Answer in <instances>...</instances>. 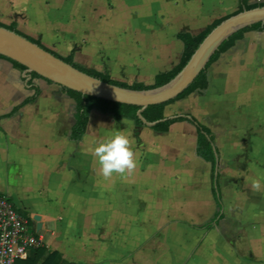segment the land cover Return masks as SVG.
<instances>
[{"label":"crops","instance_id":"1","mask_svg":"<svg viewBox=\"0 0 264 264\" xmlns=\"http://www.w3.org/2000/svg\"><path fill=\"white\" fill-rule=\"evenodd\" d=\"M170 3L169 0L163 5V15L150 14L145 25L131 22L129 28L118 33L104 28L98 33L91 26L86 29L92 33L87 34L85 42L82 31L73 26L71 32L65 29V20L60 18L65 11L52 12L39 5V16L18 7L25 13L13 22L59 54L74 53L75 61L83 66L94 64L92 68L116 80L149 85L158 73L179 63L184 45L178 33L198 34L224 17L196 29L189 27L179 0L174 2L178 3L176 7ZM1 6L2 0L0 9ZM5 15L10 18L12 12ZM30 79L11 61L0 58V193L6 194L16 209L30 219L32 232L44 235L45 245L38 258L57 252L69 264H264V202L258 208L263 248L258 258L237 249L225 254L219 247L213 250V242H217L213 236H218L226 217L219 170L227 162L220 153L217 136L262 134L257 147L264 162V30L245 32L211 63L208 87L183 98L189 99L187 107L193 115H167L166 108L167 117L187 119L175 122L167 133L141 126L144 144L139 143L141 127L132 120L117 121L96 108L91 111L83 139L73 140L75 99L54 83L41 78L30 83ZM36 87L41 93L27 103ZM204 114L209 115L213 126L199 119ZM193 117L215 135L219 152L215 168L197 154L198 125ZM116 131L129 135L137 163L130 173L114 172L105 178L92 148L95 142ZM176 132L181 133L182 141L194 138L196 158L210 167L215 207L205 221L171 222L166 217L169 209L162 204L165 196L155 195V183L164 179V174L159 173L167 167L169 152L165 143L157 142ZM260 178L264 187V174ZM163 193L164 190L160 192ZM141 202H146L142 211Z\"/></svg>","mask_w":264,"mask_h":264},{"label":"rangeland","instance_id":"2","mask_svg":"<svg viewBox=\"0 0 264 264\" xmlns=\"http://www.w3.org/2000/svg\"><path fill=\"white\" fill-rule=\"evenodd\" d=\"M170 1L174 7L178 4L174 3L175 0ZM238 1L179 0V3L189 20V27L201 29L214 18L237 11ZM167 2L169 0H2L0 20L7 24L14 19L18 20L25 13L24 10H18V7L24 8L30 14L37 13L39 16H41L39 5L52 12L65 11L60 17L65 20V29L71 32L73 26L82 31L85 42L87 34L92 33L91 30L86 29L91 26L97 28L98 33L103 32L104 29L118 33L119 30L129 28L131 22L137 21L139 25L142 23L145 25L148 15L153 13L163 15L165 11L163 5ZM250 2H264V0H250ZM6 12H12V16L9 18L5 15ZM51 16L53 17V14ZM19 28L22 29L20 26ZM84 65L96 67L94 64ZM188 100L186 98L169 104L167 115H193L191 109L187 107ZM208 116L204 114L199 119L213 126L214 122ZM143 132L144 129L141 127L140 144H144ZM217 137L220 153L227 162L226 167L219 170L221 201L226 217L221 221L218 236L216 238L213 236V239L217 240L213 242V250L215 249L216 252L219 247L221 253L225 254L228 250L237 249L239 253L258 258L260 250L263 249L259 241L261 232L258 229L260 217L258 208L264 202V187L260 178V175L264 174V162L262 151H258L257 141H261L263 136L248 132L245 135L234 136L219 134ZM157 143H165L169 151L166 157L167 170L164 169L159 173L164 174V179L160 183H155V195L165 196L162 204L165 209H169L166 217L171 222L205 221L213 213L215 204L210 190V167L196 158L194 138L182 141L181 133L176 132L164 136ZM260 163L262 166H259ZM155 175L159 179L158 172ZM257 180L261 184L258 190L252 186ZM163 190L164 193L160 194ZM139 207L140 211L145 210L146 202H141Z\"/></svg>","mask_w":264,"mask_h":264},{"label":"trees","instance_id":"3","mask_svg":"<svg viewBox=\"0 0 264 264\" xmlns=\"http://www.w3.org/2000/svg\"><path fill=\"white\" fill-rule=\"evenodd\" d=\"M263 5H264V2L251 3L250 0H240L239 5H238L239 8L237 11L215 20L213 23L208 25L202 32L198 34H193L189 31H182L178 33L177 38L181 40L184 45L183 53L181 55L179 63L168 71L158 73L155 77L154 83L149 84V85L143 82H135L133 84H128L126 82H122V81L112 78L106 72L99 71L95 68H87L83 66L82 64L75 61L74 53H71L70 55H67V56L61 55L58 52L45 46L41 42V40L36 39L22 32L18 28L17 22L6 24L0 21V25L10 30L16 31L17 33L27 37L29 40L51 51L57 57L63 59L64 61L74 65L78 69L92 76L98 77L104 81H107L109 83L116 84L119 86H123V87H130L133 89H151V88L162 86L166 84L167 82H169L172 78H174L182 70V68L187 64V62L190 60L191 56L193 55L195 50L198 48L200 43L203 41V39L207 36V34L213 28H215L218 24H220L225 18L233 14H236L240 11H243L245 9H251V8L259 7ZM249 30H264V24L256 23L252 26H249L235 33L233 36H231L228 40H226L220 46L219 50L211 58V61L207 65V68L204 69L197 76L195 81L185 91L179 94L176 98L171 99L167 102L150 105L142 112L143 117L147 121L149 122L157 121V123L152 127L156 132L167 133L169 132L170 127L175 122L184 121L187 119L186 116H176L173 118L167 117L166 116L167 106L169 104L176 102L177 100L187 97L194 91L206 89L209 85L208 68L211 65V63L217 59L220 53H222L227 48H229L235 42L236 39L243 37L244 33ZM0 58H5V57L0 55ZM5 59H8V58H5ZM9 61H11L16 68L20 69L21 71H25L26 67L24 65L14 60H9ZM40 78L41 77L37 73L35 72L31 73L30 83H34L35 80L40 79ZM49 82L52 83L51 81ZM63 89L64 91L67 92L69 96L74 98L76 101V107H75L76 122L73 126L72 135H71V138L75 141H81L84 135L86 134L89 120H90V114L93 108H96L103 113L111 114L117 121H122L123 119H129V120H132L136 126H139V127L145 126L144 122L138 115V111L140 110V107L138 105L112 102V101L102 99V98H97L94 96H85L81 92H78L72 89H68V88H63ZM40 93H41L40 88L36 87L35 95L29 98L27 100V103L36 100V98L38 97ZM192 121L197 123L198 125V139H197V148H196L197 154L204 160L211 162L215 168L217 161H218V154H219L215 146V135L208 126L198 122L196 118L193 117ZM219 208H221L220 201H219ZM208 227L210 228L211 225ZM39 253H41L40 248L32 250V253L31 252L29 253L28 258L25 260L19 261L18 264H69L63 258H61V256L57 252L49 253L46 258H38Z\"/></svg>","mask_w":264,"mask_h":264},{"label":"water","instance_id":"4","mask_svg":"<svg viewBox=\"0 0 264 264\" xmlns=\"http://www.w3.org/2000/svg\"><path fill=\"white\" fill-rule=\"evenodd\" d=\"M256 23L264 24V5L245 9L225 18L213 28L200 43L182 70L166 84L151 89H133L109 83L92 76L57 57L51 51L27 37L0 25V55L26 67L25 74L37 73L41 79L51 81L61 88L81 92L112 102L138 105L139 117L145 126L156 122L147 121L142 112L150 105L164 103L185 91L207 68L220 46L238 31ZM41 224L38 225V228Z\"/></svg>","mask_w":264,"mask_h":264},{"label":"built area","instance_id":"5","mask_svg":"<svg viewBox=\"0 0 264 264\" xmlns=\"http://www.w3.org/2000/svg\"><path fill=\"white\" fill-rule=\"evenodd\" d=\"M29 223L10 198L0 193V264H18L45 245L44 235L32 232Z\"/></svg>","mask_w":264,"mask_h":264},{"label":"clouds","instance_id":"6","mask_svg":"<svg viewBox=\"0 0 264 264\" xmlns=\"http://www.w3.org/2000/svg\"><path fill=\"white\" fill-rule=\"evenodd\" d=\"M93 155L97 158L100 173L110 177L115 173L131 172L136 167V160L131 149L129 135L123 131H116L111 136L95 142L92 148ZM253 188L259 189L260 182L254 181Z\"/></svg>","mask_w":264,"mask_h":264}]
</instances>
